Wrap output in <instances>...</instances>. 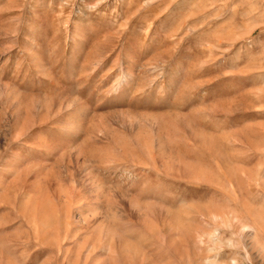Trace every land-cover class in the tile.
Listing matches in <instances>:
<instances>
[{"label":"rangeland","instance_id":"374dc122","mask_svg":"<svg viewBox=\"0 0 264 264\" xmlns=\"http://www.w3.org/2000/svg\"><path fill=\"white\" fill-rule=\"evenodd\" d=\"M0 264H264V0H0Z\"/></svg>","mask_w":264,"mask_h":264}]
</instances>
